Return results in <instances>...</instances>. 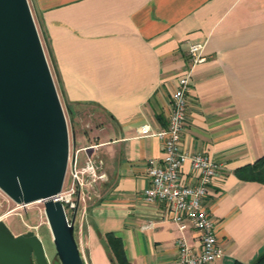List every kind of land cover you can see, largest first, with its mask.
<instances>
[{"label": "crops", "instance_id": "obj_1", "mask_svg": "<svg viewBox=\"0 0 264 264\" xmlns=\"http://www.w3.org/2000/svg\"><path fill=\"white\" fill-rule=\"evenodd\" d=\"M59 96L71 113L90 108L97 128L75 148L101 161L105 178L74 235L86 264H113L106 234L131 264H172L176 225L160 202L147 203L146 159L163 156L154 135L166 127L187 47L204 43L206 60L190 79L181 148L220 168L203 205L223 255L210 264L248 263L264 250V185L236 170L264 154V0H28ZM73 151V152H74ZM182 182L194 183L189 161ZM191 246L193 230L184 233Z\"/></svg>", "mask_w": 264, "mask_h": 264}, {"label": "water", "instance_id": "obj_2", "mask_svg": "<svg viewBox=\"0 0 264 264\" xmlns=\"http://www.w3.org/2000/svg\"><path fill=\"white\" fill-rule=\"evenodd\" d=\"M68 128L28 0H0V190L18 205L42 201L61 264H85L61 202ZM0 264H48L34 233L0 220Z\"/></svg>", "mask_w": 264, "mask_h": 264}, {"label": "built area", "instance_id": "obj_3", "mask_svg": "<svg viewBox=\"0 0 264 264\" xmlns=\"http://www.w3.org/2000/svg\"><path fill=\"white\" fill-rule=\"evenodd\" d=\"M203 49L202 42L188 44L187 64L179 74L171 94V111L167 126L153 129L149 123H144L139 127L140 135H154L162 143L163 156L158 160L149 158L145 161L149 185L143 190L142 197L147 203L163 204L167 217L180 232L176 239L177 255L172 264H210L223 255V249L217 240L214 220L203 205L220 166L203 152L188 153L182 150L180 143L186 121L193 69L207 58ZM96 146L92 144L81 150L87 151ZM79 150L70 153L62 190L54 196L55 200L61 202L68 221L74 211L75 217L84 216L86 203L95 196L98 182L105 178L97 155L86 152L80 162L77 154ZM186 161H189L190 169L195 174L194 183L182 182V166ZM188 230L196 233L197 246L187 243L184 233ZM82 258L86 264L84 255Z\"/></svg>", "mask_w": 264, "mask_h": 264}, {"label": "rangeland", "instance_id": "obj_4", "mask_svg": "<svg viewBox=\"0 0 264 264\" xmlns=\"http://www.w3.org/2000/svg\"><path fill=\"white\" fill-rule=\"evenodd\" d=\"M32 15L34 18L35 15L33 13ZM59 98L67 122L70 155L75 148H80L90 143L92 140L90 133L97 128V122L93 114H90L92 112L90 108L76 106L72 108L75 113H71L66 100L60 96ZM92 200L93 198L88 202ZM0 220L5 222L14 235L22 234L30 230L34 231L42 243L48 264H61L55 252L42 201L18 205L0 190Z\"/></svg>", "mask_w": 264, "mask_h": 264}, {"label": "trees", "instance_id": "obj_5", "mask_svg": "<svg viewBox=\"0 0 264 264\" xmlns=\"http://www.w3.org/2000/svg\"><path fill=\"white\" fill-rule=\"evenodd\" d=\"M236 174L240 179L256 181L264 185V154L253 163L238 168ZM106 243L113 264H131L126 258L122 242L118 237L108 233ZM233 264H264V250L248 263L235 260Z\"/></svg>", "mask_w": 264, "mask_h": 264}]
</instances>
